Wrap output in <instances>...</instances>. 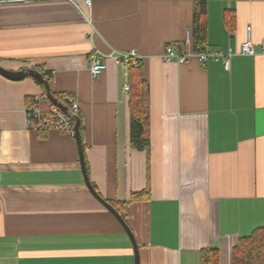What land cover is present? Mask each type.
Masks as SVG:
<instances>
[{
    "label": "crops",
    "instance_id": "0c3cea01",
    "mask_svg": "<svg viewBox=\"0 0 264 264\" xmlns=\"http://www.w3.org/2000/svg\"><path fill=\"white\" fill-rule=\"evenodd\" d=\"M196 1H0V64L48 73L52 93L77 100L89 181L126 202L139 264H200L210 246L228 264L264 225V0H205L206 48L232 52L227 70L222 57L161 58L169 44L193 49ZM248 35L255 55L239 52ZM113 50L141 56L148 150L131 147L128 70ZM94 52L106 64L95 78ZM41 93L32 76L0 74V264H134L125 229L85 183L76 138L27 127Z\"/></svg>",
    "mask_w": 264,
    "mask_h": 264
},
{
    "label": "trees",
    "instance_id": "16d2710c",
    "mask_svg": "<svg viewBox=\"0 0 264 264\" xmlns=\"http://www.w3.org/2000/svg\"><path fill=\"white\" fill-rule=\"evenodd\" d=\"M207 6L205 0H198L193 5L192 11V44L196 49L198 46L206 48L207 36ZM226 24L230 27L233 14L226 12L224 16ZM44 75L45 72H42ZM129 84V110H130V144L135 149H149L150 129V107L149 86L144 77L139 62L130 61L128 65ZM47 81L50 85V76ZM53 95L63 104H67V97L63 94L53 92ZM82 137V126H79ZM142 196V193H133L132 197ZM109 202V201H108ZM115 209L125 220L126 202L110 201ZM200 264H224L221 262L218 247H206L201 250ZM228 264H264V225L255 228L251 234L240 237L232 246L230 261Z\"/></svg>",
    "mask_w": 264,
    "mask_h": 264
},
{
    "label": "built area",
    "instance_id": "2783aa9c",
    "mask_svg": "<svg viewBox=\"0 0 264 264\" xmlns=\"http://www.w3.org/2000/svg\"><path fill=\"white\" fill-rule=\"evenodd\" d=\"M0 1H25V0H0ZM87 6H90L91 0H84ZM191 32L187 31L185 42H190ZM261 50L264 54V39L260 42ZM239 52L245 55H255L256 51L254 45L251 41L250 36L240 44ZM232 54L228 51L223 54L218 49H207L203 46H198L196 49L184 48L177 50L172 44L167 45L162 54L161 58L166 62H176L183 63L191 57L198 58L199 61H205L209 57H222V62L224 68L227 70L229 68V56ZM108 56L118 60L126 70H128V65L130 61L139 62L141 56L135 50L129 51H111ZM89 61V72L90 75L95 78L97 77L105 68L106 64L103 58L97 53L90 54L88 56ZM43 77L47 80L49 77L48 73H45ZM124 90H129V85L125 84L123 86ZM67 110L61 109L58 105L52 102L45 93L34 95L30 97L26 108V124L27 127L35 130H57L62 133L74 136V125L75 118L79 116V104L76 99L69 97L67 99Z\"/></svg>",
    "mask_w": 264,
    "mask_h": 264
},
{
    "label": "water",
    "instance_id": "95a60500",
    "mask_svg": "<svg viewBox=\"0 0 264 264\" xmlns=\"http://www.w3.org/2000/svg\"><path fill=\"white\" fill-rule=\"evenodd\" d=\"M0 74H2L3 76H5L7 78L14 79V80L22 79V78L27 77V76H32L37 82L44 85L45 94L50 100H52L53 103H55L56 105L61 107V109L67 110V106H65L63 103L58 101L57 98L53 95V93L51 92V89H50L49 82L43 77V75L40 72H38L34 69H31V68H28V69L24 68L21 70H11V69L3 67L0 64ZM79 126H80V118L77 116L75 118V125H74L75 134H74V137L76 138L77 145H78L80 163H81V168H82L85 183H86L89 191L93 194V196H95V198H97L116 217V219L120 222L122 227L125 229L126 233L128 234V236L131 240V244H132V247L134 250V264H139L138 246H137V243L135 242V239H134L130 229L128 228L125 220L122 218L120 213L115 209V207L110 202L103 199L97 193V191L95 190V188L93 187V185L89 181L88 175L86 173L85 163H84L83 148L81 145Z\"/></svg>",
    "mask_w": 264,
    "mask_h": 264
}]
</instances>
